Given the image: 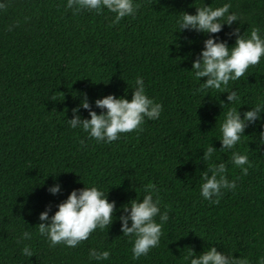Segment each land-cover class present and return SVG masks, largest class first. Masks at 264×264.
<instances>
[{"label":"trees","instance_id":"1","mask_svg":"<svg viewBox=\"0 0 264 264\" xmlns=\"http://www.w3.org/2000/svg\"><path fill=\"white\" fill-rule=\"evenodd\" d=\"M0 9V264H187L215 245L252 264L264 256V146L253 140L259 126L245 130L237 151L249 156L243 175L218 150L203 161L204 149L220 148L219 123L228 107L241 113L264 102V57L229 82L240 102L228 103L222 90H202L192 60L205 34L184 30L181 11L195 13L202 0H135L134 15L113 24L114 13L66 8L67 0H3ZM229 0H205L213 7ZM241 16L240 34L264 28V0H230ZM237 26L223 25L216 35L231 46ZM176 33V34H175ZM144 78L146 92L159 101L157 119L145 117L141 127L119 139L97 142L69 126L71 109L86 94L94 101L110 93L131 99L134 79ZM205 78H201L203 80ZM82 118L89 110L80 108ZM225 161L234 189H222L217 203L200 196L202 171L210 162ZM55 174V179L53 174ZM95 183L116 202L114 221L93 230L75 247L50 242L38 231L46 206L52 215L73 189ZM60 183L61 190L48 187ZM155 185L161 211L169 218L160 243L147 255L132 258L133 238L121 231V206L142 198L145 185ZM131 223V222H129ZM31 238H18L22 231ZM32 248L25 256L21 248ZM108 249L106 260L89 258V249Z\"/></svg>","mask_w":264,"mask_h":264},{"label":"clouds","instance_id":"2","mask_svg":"<svg viewBox=\"0 0 264 264\" xmlns=\"http://www.w3.org/2000/svg\"><path fill=\"white\" fill-rule=\"evenodd\" d=\"M195 6V13L181 11L177 19V25L181 33L184 30L195 31L205 34L203 47L196 58L192 60V70L195 78L200 80L202 90H222L227 93V101L220 100L222 107L225 104L240 102V95L237 90H228L229 82L236 81L243 76L250 65H256L264 57V28L252 26L250 32L240 34L241 16L240 13L230 10L232 5L229 2H222L219 6L213 7L202 0L200 6ZM5 7L3 0H0V9ZM66 8L73 12L80 10L102 12L107 9L114 13L112 23H118L122 18L134 15L140 7L135 0H67ZM233 22L237 26L228 35L235 36V42L231 46L226 39H220L216 35L223 25L231 27ZM175 33V34H176ZM201 78H205L201 80ZM95 105L102 109L99 113L95 111L86 94L81 95L80 103L71 109L73 116L68 119L69 126L80 128L89 137L97 142L109 143L119 139L120 133L130 132L139 129L145 119L159 118L163 106L149 96L146 92L144 78L137 75L132 87L131 99L126 95L116 96L113 93L97 98ZM228 107L223 113V119L219 123L220 148L217 149L210 144L204 149L203 161H209L212 155L218 150H231L230 162L239 167L241 173L246 175L249 164L247 152L236 150V146L247 136L245 130L249 126H259L258 136L253 140L257 147L264 146V102H256L241 113L240 108ZM80 108L89 110L90 118H82ZM55 179V174L52 173ZM84 182V181H83ZM84 187L73 189L60 202L52 215L51 207L46 206L39 214L38 231L51 245L63 243L66 246L75 247L80 241L89 237L90 233L99 228L104 229L114 221V213L117 211L116 202L109 200L107 192L95 183ZM236 179L230 180L227 176V165L225 161L219 163L210 162L202 171L201 183L199 186L200 196L212 203H217L222 194V189H234ZM61 190L60 183L56 182L48 187L50 193L56 194ZM155 185H145V192L142 198L131 199L127 204L121 206V231L124 236L133 238L131 247L132 258L137 259L147 255L150 249L156 247L163 235V225L168 220L167 207L161 211V202L158 195L154 198ZM116 219V217H115ZM131 222V223H129ZM31 233L22 231L20 239H30ZM21 253L31 257L32 248L25 244ZM110 256L108 249H89V258L96 261L106 260ZM183 259L187 264H252L246 256L235 257L231 252L220 251L215 245L205 248L198 255L193 248H189ZM257 264H264V256L258 258Z\"/></svg>","mask_w":264,"mask_h":264}]
</instances>
